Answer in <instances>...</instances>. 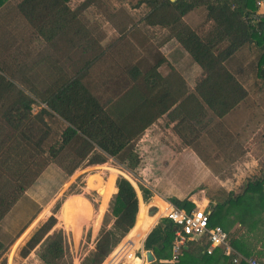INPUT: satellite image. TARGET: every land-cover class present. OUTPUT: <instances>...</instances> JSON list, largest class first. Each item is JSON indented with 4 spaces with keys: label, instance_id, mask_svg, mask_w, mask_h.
<instances>
[{
    "label": "trees",
    "instance_id": "1",
    "mask_svg": "<svg viewBox=\"0 0 264 264\" xmlns=\"http://www.w3.org/2000/svg\"><path fill=\"white\" fill-rule=\"evenodd\" d=\"M6 1L0 0V9ZM70 1L21 0L17 12L31 26L36 39L57 48L72 31L77 38L89 35L77 17L78 9L69 7ZM143 1L153 7L146 18L149 25L167 27L176 24L170 29L172 36L202 70L195 91L186 92V83L181 76L163 77L158 71L162 59L139 74L138 79L134 77L135 83L131 87L125 83L107 100L84 82V70L88 67L70 76L52 55L41 56L37 61L46 64L54 74L43 87L25 74H8L0 68V168L9 174L5 183H0V223L18 201L25 199V190L36 181L49 161L59 165L68 176L83 166L103 164L108 158L119 164L136 165V159L132 161L135 143L162 116L166 115L176 123L178 135L182 138L185 130L195 133L197 125L204 122L208 125L205 121L207 113H211L209 121H212L238 107L246 93L221 60L227 52L232 53L245 44L255 47L259 53L256 77L264 85V13L259 15L261 8L257 0ZM88 4L89 1H85L82 7ZM197 7H204L213 25L207 38H201L194 30L180 24L181 18ZM169 9L173 11L168 13ZM89 39L97 45L91 36ZM224 41H228V45L219 51L217 46ZM35 106L40 107L36 113L33 112ZM49 119L60 122L63 128L45 149ZM17 147H21V154ZM109 171V180L117 188L111 206L113 227L103 232L95 250L82 264H102L119 241L139 223L144 203L151 197L147 190L140 188L142 202L130 177L117 169ZM118 175H125L128 180L119 179ZM96 179L92 176L89 184ZM219 195L210 196L216 200V205L208 211V227H221L229 234V225L224 219L233 213L243 227L255 225L258 229L254 235L264 237V231L260 230L261 227L264 229V172L258 171L246 178L237 191H230L226 198ZM79 198L66 209L75 208L79 217L88 219L91 214L81 205ZM166 203L187 213L196 208L188 198L171 197ZM73 213H66V217L70 219ZM55 224L54 216L43 223L22 247L21 257L28 256L45 238L46 245L40 257L45 264H58L63 257V236L61 232L47 236ZM176 228L170 219L161 218L141 240L144 241L143 250L151 251L155 257L151 264H171V245ZM203 242H189L178 264L214 260V253L208 255V244ZM232 245L238 248L237 243ZM5 247V242L0 239V254ZM134 258V255L129 258L130 264ZM0 264L5 261L0 259Z\"/></svg>",
    "mask_w": 264,
    "mask_h": 264
},
{
    "label": "rangeland",
    "instance_id": "2",
    "mask_svg": "<svg viewBox=\"0 0 264 264\" xmlns=\"http://www.w3.org/2000/svg\"><path fill=\"white\" fill-rule=\"evenodd\" d=\"M20 1L7 0L0 11V68L8 74H25L32 81H37L39 87H43L44 82L54 77L53 71L46 64L37 63L38 58L45 55H52L54 61L70 76L88 67L84 70V82L104 100L118 93L125 83L131 87L135 83L134 77L138 79L139 74H143L161 59L163 63L158 68L159 73L169 78L181 76L188 93L195 91L202 77V70L199 73L197 64L172 36L170 29L176 24L167 27L148 24L146 18L153 8L148 2L71 0L69 7L78 9V19L97 45L93 44L89 35L86 38H77L72 31L60 41V46L55 48L43 44L32 34L31 26L29 27L17 12ZM85 1H89V4L83 8ZM172 11L169 9L168 13ZM180 24L194 30L201 38H207L213 30L204 7H197L188 12L181 18ZM227 45L228 41H224L217 48L221 51ZM248 54L250 49L247 45L239 48L228 59L226 66L236 73L241 68L249 77L250 71L255 75L256 55L253 57L254 53L250 56ZM247 57L249 60L245 61ZM244 85L248 95L245 92L238 112L230 117L231 123L228 118L224 121L217 118L209 121L212 117L211 113H207L205 121L208 125H205L206 122L197 125L195 133L185 130L181 138L176 123L171 122L166 115L162 116L135 143L132 161L136 159V165L119 164L108 158L103 164L83 166L68 176L59 165L49 161L36 181L25 190V199L18 201L0 223V239L6 244L0 259L4 260L5 264H45L40 257L46 245V242H43L45 238L28 256L21 257L20 251L30 236L54 216L56 224L47 236L59 232L63 236V257L58 264H82L95 250L103 232L113 227V198L109 200L107 208L101 211L102 191L98 190L100 185L106 184L110 178L109 169H117L130 177L135 182V191L141 201L140 188L150 193L149 201L144 203L150 218L158 213L152 200L154 196L165 202L171 197L189 200L194 198L196 207L203 209V200L210 198L213 193H220L221 196L222 189L228 186L230 188V185L235 186V182L237 185L241 184L246 178L241 175L243 170L260 168V163L253 162L251 157L258 156L257 159H260L264 155V138H243L249 131L259 127L261 122L256 126H252L253 123L264 120V86L261 81L256 82L248 77ZM39 109V106H35L33 112L36 113ZM48 125L50 131L46 137L48 140L45 149L63 128L62 124L54 119H49ZM17 148L21 154V147ZM263 166L264 161L262 168ZM125 175L118 177L127 179ZM92 176L100 181L94 182L91 187L89 181ZM6 178H9V174L0 168V183H5ZM212 180L224 187L215 188ZM79 196L81 205L91 212L88 219L79 217L75 208L70 211L66 209ZM223 196H226V193H223ZM153 211L154 214H150ZM68 212H74L70 219L66 217ZM161 218H166V215L160 216L157 223ZM124 237L102 264L116 261L115 258H109L124 242ZM141 255L142 245L134 252V256L139 259ZM119 259L121 257L117 260ZM127 259L123 257L119 264H125Z\"/></svg>",
    "mask_w": 264,
    "mask_h": 264
},
{
    "label": "crops",
    "instance_id": "3",
    "mask_svg": "<svg viewBox=\"0 0 264 264\" xmlns=\"http://www.w3.org/2000/svg\"><path fill=\"white\" fill-rule=\"evenodd\" d=\"M4 7V5H3ZM2 7V8H3ZM1 8V9H2ZM0 9V10H1ZM264 13V7H262L260 10H259V15H263ZM249 47L250 49V54H252L253 57H255L256 55V63H257V59H258V51L255 47H253L251 44H245ZM243 45V46H245ZM242 46V47H243ZM237 50H235L234 52L232 53H229L227 52V54L223 55L221 57V60L224 64V66H226V62L228 61V59H230V57H232L234 55L235 52H237ZM250 54H248V56H250ZM249 57L246 58L245 61H248ZM256 63H255V67H256ZM226 68L231 72V74L236 78V80L241 84V86L244 88L245 92L247 93L248 95V92H247V89L244 85V81L245 79L248 77V79H255L256 82H260L259 79H257L256 77V73L254 75L253 71H250L251 72V77L248 76V74L246 75L242 70L241 68H239L237 70L238 73L236 72H233L231 71L227 66ZM198 69L200 70L199 73H201V69L200 67L198 66ZM240 74V75H238ZM262 84V83H261ZM262 86H264L262 84ZM261 87V86H260ZM241 105V104H240ZM239 105V106H240ZM238 106V107H239ZM238 107H236L234 110H232L231 112H229L227 115H225L224 117L222 118H218L219 121H224L225 118H228V122L231 123V118L232 116L236 115V112H238ZM261 109V108H259ZM258 122H261L259 127H257L256 129H254L253 131H249L247 133L246 136H244L243 138H264V120H258L257 122L253 123L252 126H256L258 124ZM153 126V125H152ZM148 130V129H147ZM237 135V134H236ZM238 136V135H237ZM237 138V137H236ZM240 138V137H239ZM258 156H255V157H251V159L253 160V162H257V163H260V168L258 170H255L252 168H250V170L248 171H245L243 170V173L241 174L243 177H246V178H250L252 175H254L256 172L258 171H262L264 172V166L262 168V161H264V155L262 157H260V159H257ZM262 158V159H261ZM245 178V179H246ZM244 179V180H245ZM243 180V182H244ZM100 181L98 178L94 181V182H98ZM213 181V186L216 187H224L223 185L221 186L220 183H217L215 180H212ZM94 182L92 183L91 187L94 186ZM241 182V184L243 183ZM237 185L236 182H235V186H232L230 185V188L228 186V188H225L224 190L222 189L221 191L222 194L223 193H226V195L230 192V191H237L238 187L241 185ZM98 187H96L97 189ZM116 185L112 183L111 180L108 179L107 183L106 184H101L100 185V188H98V190H101L102 191V194H101V202H102V205L100 206V209L101 211H103L105 209V207L107 208V205H108V202L111 198H113L115 196V193H116ZM214 189V187H213ZM221 189V188H220ZM220 194V193H218ZM217 194V195H218ZM212 195H216V193H213ZM194 197V195L192 196ZM227 196H225L226 198ZM81 198V197H80ZM79 198V199H80ZM191 202H195V199L194 198H191L190 200ZM207 201V202H206ZM202 202V201H201ZM205 203V204H204ZM207 203V205H206ZM167 204V203H166ZM195 206H196V203H194ZM168 206L171 207L170 204H167ZM201 205V204H200ZM206 205V206H205ZM216 205V200L213 199V197L211 198H208L206 200H203V205L202 207H204V209L208 212L210 211V209L212 207H214ZM197 208V207H196ZM90 214L91 212L88 211ZM224 222L228 223V237H229V241H230V245L234 251V253H236L237 255L243 257V258H250V257H253L255 259H257L258 261H260L261 263L264 264V237H260L258 235H254L256 230L258 229V227H256L255 225H250L249 228L247 227H243L240 223V221L236 218L235 215L230 214L228 215L225 219H224ZM260 228V227H259ZM262 231H264L263 227H261ZM146 238V237H145ZM145 240V239H144ZM144 242V241H143ZM143 242H142V254L144 253V250H143ZM203 242V240H202ZM203 243L206 244V242L204 241ZM233 243H237L238 245V248H235L232 244ZM188 247H186L187 249ZM212 253H214L215 255V258L214 260L210 261V262H191L192 264H234L232 263L231 259L226 257L223 253V249L221 248H215ZM210 253V254H212ZM208 254V255H210ZM222 254V256H221ZM245 254H248V256H246ZM227 259H225V258ZM241 263H244V262H241ZM245 264V263H244Z\"/></svg>",
    "mask_w": 264,
    "mask_h": 264
},
{
    "label": "built area",
    "instance_id": "4",
    "mask_svg": "<svg viewBox=\"0 0 264 264\" xmlns=\"http://www.w3.org/2000/svg\"><path fill=\"white\" fill-rule=\"evenodd\" d=\"M257 5L262 8L264 0H257ZM166 218L170 219L177 226L171 245V257L169 260L171 264H178L182 252L189 242L202 240L208 244L207 254L212 253L215 248H221L224 255L230 258L234 264H240L241 262L245 264H263L253 257L243 258L234 253L227 232L221 227H208V212L204 208H195L187 213L171 205V210L166 215ZM146 252L144 251L141 255L142 264H148ZM122 259L123 257L111 264H119ZM127 261L125 264H130L128 259Z\"/></svg>",
    "mask_w": 264,
    "mask_h": 264
},
{
    "label": "bare ground",
    "instance_id": "5",
    "mask_svg": "<svg viewBox=\"0 0 264 264\" xmlns=\"http://www.w3.org/2000/svg\"><path fill=\"white\" fill-rule=\"evenodd\" d=\"M152 200L154 206H156L158 209V213L153 218H150L151 216L148 214L147 207L144 205L142 209V217L139 223L128 232L124 238V242L115 250L109 259L117 260L120 257H126L129 259L131 256H133L134 252L138 250V246L142 242L141 240L148 235L152 227L157 223V219L160 216L167 215L170 212L171 207L168 206L165 201L155 196ZM131 264H142V261L139 258H134Z\"/></svg>",
    "mask_w": 264,
    "mask_h": 264
},
{
    "label": "water",
    "instance_id": "6",
    "mask_svg": "<svg viewBox=\"0 0 264 264\" xmlns=\"http://www.w3.org/2000/svg\"><path fill=\"white\" fill-rule=\"evenodd\" d=\"M154 212L155 211L150 212V214H154ZM146 259H147L148 264H151L155 261V257L153 256V253L151 251L146 252Z\"/></svg>",
    "mask_w": 264,
    "mask_h": 264
}]
</instances>
